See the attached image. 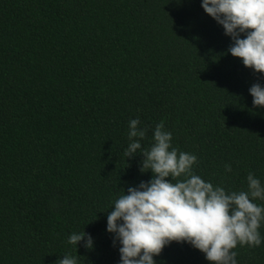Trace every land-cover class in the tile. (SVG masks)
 I'll list each match as a JSON object with an SVG mask.
<instances>
[{"label":"trees","instance_id":"trees-1","mask_svg":"<svg viewBox=\"0 0 264 264\" xmlns=\"http://www.w3.org/2000/svg\"><path fill=\"white\" fill-rule=\"evenodd\" d=\"M231 43L200 0H0V264H118L107 213L151 176L142 153L125 157L132 118L143 149L162 123L214 185L264 183V106L248 92L264 76ZM83 230L91 249L66 243ZM233 251L264 264V243ZM154 259L210 264L176 241Z\"/></svg>","mask_w":264,"mask_h":264},{"label":"clouds","instance_id":"clouds-1","mask_svg":"<svg viewBox=\"0 0 264 264\" xmlns=\"http://www.w3.org/2000/svg\"><path fill=\"white\" fill-rule=\"evenodd\" d=\"M204 12L223 27L232 43L226 49L244 66L264 76V0H200ZM243 34V35H241ZM248 92L252 104L264 106V85L253 83ZM139 118L128 121L125 157L143 154L141 171L150 170L147 181L129 185L112 201L106 231L118 245V264H157L154 259L172 241L184 242L204 254L210 264H237V244L259 247L264 243V183L249 172L246 187L226 190L194 172L197 156L172 146V133L157 123L152 143L143 149L145 129ZM139 150V151H138ZM225 171L231 165L225 164ZM169 178V179H166ZM93 247V237L71 232L66 243ZM55 264H77L64 253Z\"/></svg>","mask_w":264,"mask_h":264}]
</instances>
